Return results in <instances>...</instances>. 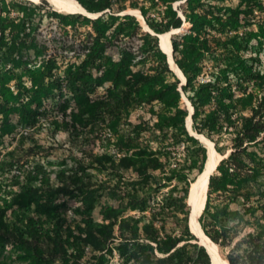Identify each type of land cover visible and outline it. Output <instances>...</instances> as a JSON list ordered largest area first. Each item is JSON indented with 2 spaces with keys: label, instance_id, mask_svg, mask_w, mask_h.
I'll return each instance as SVG.
<instances>
[{
  "label": "trees",
  "instance_id": "trees-1",
  "mask_svg": "<svg viewBox=\"0 0 264 264\" xmlns=\"http://www.w3.org/2000/svg\"><path fill=\"white\" fill-rule=\"evenodd\" d=\"M79 1L90 12L105 11L93 18L63 15L73 22L91 23L94 30L75 29L83 64L69 68L65 78L55 76L53 83L82 93L89 84L111 81L128 103L148 105L155 119L152 126L136 124L119 163L110 158L113 173L124 169L132 176L110 187L113 199L125 205L108 207L110 224L101 235L92 234L93 250H103L117 237L122 264H211L205 246L189 227L188 193L204 167L207 148L185 126L188 104L181 101L183 92L193 108V128L210 138L221 154L225 151L219 142L224 137L230 140L229 153L208 179L198 217L201 228L219 247L227 248L229 264H264V28L260 33L249 29L254 20L264 26L263 7L257 0H241L237 6L226 4L228 0H182L176 8L175 0ZM127 6L139 8L158 32L182 27L184 20L191 23L187 31L170 36L173 59L185 76L181 88L178 78L169 79L173 71L157 36L140 32L133 14H115ZM17 26L6 17L0 22L3 35L9 28L12 41ZM137 37V50L126 46ZM112 45L117 46V56L106 62L104 55ZM138 54L142 57L137 65L148 66L132 71ZM55 56L50 54L46 61L55 64ZM94 72L99 73L95 79ZM8 81L0 76L1 96L6 95L2 90ZM132 90L141 95L134 98ZM99 101L104 109L111 105L110 99ZM26 185L9 199L0 196V238L16 243L36 264L67 260L65 233L38 211L32 212L35 190Z\"/></svg>",
  "mask_w": 264,
  "mask_h": 264
},
{
  "label": "rangeland",
  "instance_id": "rangeland-1",
  "mask_svg": "<svg viewBox=\"0 0 264 264\" xmlns=\"http://www.w3.org/2000/svg\"><path fill=\"white\" fill-rule=\"evenodd\" d=\"M181 1H173V7ZM257 2L263 10L264 0ZM240 3L241 0L226 1L231 6ZM129 9L134 8L127 6L115 14H133L141 25L140 32L159 33L147 24L142 14L141 19ZM68 13L79 12L61 11L49 2L0 0V22L3 17L18 22L14 41L9 28L4 35L0 29V76L9 80L2 90L5 97L0 95V196L9 199L29 184L35 190L32 212L38 211L47 222L56 224L65 233L64 238L69 244L68 259H48L44 264H122L117 237L103 250H93L89 242L92 234L101 235L110 224L106 216L108 207L125 205L123 200H114L109 189L115 181L132 175L124 169L119 175L113 173L110 158L119 163L125 150L123 146L128 135L137 129L136 124L143 121L152 126L155 119L148 105L128 103L122 93L111 87V81L89 84L82 93L72 92L68 85L60 87L53 83L57 80L55 76L65 78L69 68L77 69L83 64L84 54L77 45L75 29L94 30L91 23L64 18L63 15ZM64 19H69L67 24ZM142 20L150 29L145 28ZM190 25L184 20L179 31H187ZM261 25L262 22L254 20L249 29L260 33L261 27L264 28ZM139 42L137 37L126 46L137 50ZM119 43L125 44L124 40ZM50 54H56L55 64L46 61ZM116 56L117 46L112 45L104 55L105 61L115 60ZM140 57L138 54L133 59L132 64L136 65H132V71H141L148 66V63L137 65ZM34 74L37 82L33 81ZM93 74V79L99 75ZM174 77L179 79L181 88L185 82L173 71L169 79ZM37 83L38 87L34 85ZM139 91L132 90V96L139 97ZM100 99H110V107L104 109ZM187 99L182 92L181 101L187 102ZM153 105L156 109L159 107L158 102ZM218 146L225 153L230 151L229 138L224 137ZM49 202V208L43 206ZM114 232L116 236V226ZM190 240L195 241L194 238ZM219 249L225 256L227 248ZM0 264L36 263L16 243L0 238Z\"/></svg>",
  "mask_w": 264,
  "mask_h": 264
},
{
  "label": "bare ground",
  "instance_id": "bare-ground-1",
  "mask_svg": "<svg viewBox=\"0 0 264 264\" xmlns=\"http://www.w3.org/2000/svg\"><path fill=\"white\" fill-rule=\"evenodd\" d=\"M33 2H40L41 0H31ZM51 5H53L55 8L61 11L66 12H82L87 13L90 15H93V13L86 10V8L78 1V0H47ZM128 11H131L135 13L139 18H141V13L139 9H129ZM142 19V18H141ZM145 28H149L146 23L142 20ZM179 28H172L168 31L159 32L157 33L159 38V43L161 49L165 52L167 55L169 65L171 69L179 76V78L182 80V82L185 81V76L181 69L178 67V65L175 63L174 59H172L171 56V39L170 34H172V31H177ZM150 29V28H149ZM188 109L189 113L186 116V126L189 129L191 133H193L207 148V158H206V165L203 167L202 171L196 176L195 180L192 181L190 185V196L188 198V202L191 204L190 206L193 208L192 216L190 220V228L193 234L197 235V239L199 242L204 244L208 251L211 254V258L213 260V264H229L227 258L222 255L219 249V245L212 241L203 231L201 228V224L199 222V213L201 212L205 200H206V190H207V183L209 179L210 173L215 169L217 163L219 160L223 157V154L217 151V149L214 146L213 141L208 138L207 136L203 134H199L192 128V120L190 117V112L192 111V106L190 102L188 101Z\"/></svg>",
  "mask_w": 264,
  "mask_h": 264
},
{
  "label": "water",
  "instance_id": "water-1",
  "mask_svg": "<svg viewBox=\"0 0 264 264\" xmlns=\"http://www.w3.org/2000/svg\"><path fill=\"white\" fill-rule=\"evenodd\" d=\"M90 12V11H89ZM80 13V12H79ZM82 13V12H81ZM91 13H93V12H91ZM103 12L101 11V12H98L97 14L96 13H93V15H90V14H87V13H82V14H84V15H86V16H89V17H98L100 14H102ZM131 13V12H130ZM176 29V28H175ZM179 30H177V31H172L171 33H176V32H178ZM155 35H157V33H154ZM158 36V35H157ZM170 36H171V34H170ZM171 56H172V49H171ZM168 59V58H167ZM172 59H173V56H172ZM169 62V61H168ZM185 82V81H184ZM183 82V83H184ZM192 106V105H191ZM192 112H193V108H192V111L190 112V117H191V114H192ZM191 120H192V118H191ZM197 132V131H196ZM193 134V133H192ZM196 137V136H195ZM227 153H229V151L227 152ZM227 153H225V154H223V157H225L226 155H227ZM222 157V158H223ZM206 165V162H205V164H204V166ZM215 169H216V167H215ZM214 169V170H215ZM213 170V171H214ZM213 171L210 173V174H212L213 173ZM210 176V175H209ZM189 196H190V189H189V193H188V198H189ZM188 198H187V200H188ZM189 203V202H188ZM189 205H191L190 203H189ZM203 209V208H202ZM192 211H193V208L190 206V213H189V227H190V220H191V216H192ZM202 211V210H201ZM201 214V212L199 213V215ZM199 217V216H198ZM191 229V228H190ZM195 236H196V238H197V235L195 234ZM198 242H199V240L198 239H196ZM200 244H202L201 242H199ZM202 245H204V244H202ZM205 246V245H204ZM205 248H206V246H205ZM206 250H207V252L209 253V255H210V258H211V254H210V252L208 251V249L206 248ZM211 264H213V260H212V258H211Z\"/></svg>",
  "mask_w": 264,
  "mask_h": 264
}]
</instances>
